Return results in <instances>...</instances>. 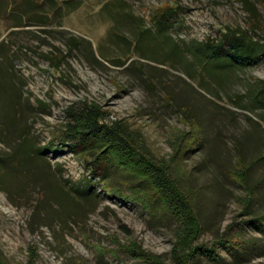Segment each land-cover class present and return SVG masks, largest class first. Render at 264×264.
Returning a JSON list of instances; mask_svg holds the SVG:
<instances>
[{
    "label": "rangeland",
    "instance_id": "374dc122",
    "mask_svg": "<svg viewBox=\"0 0 264 264\" xmlns=\"http://www.w3.org/2000/svg\"><path fill=\"white\" fill-rule=\"evenodd\" d=\"M251 1L257 16L237 0H0V250L8 262L158 264L133 257L135 247L181 264L180 224L160 198L146 207V194H108L107 181L62 144L66 109L95 103L196 197L203 230L194 245H215L217 256L202 253L195 264H264V222L250 221L264 215V53L234 60L209 47L256 17L264 29V0ZM166 4L181 7L154 23ZM72 36L81 48H70ZM26 136L34 155L22 157L15 151ZM118 177L110 185L128 183Z\"/></svg>",
    "mask_w": 264,
    "mask_h": 264
},
{
    "label": "trees",
    "instance_id": "16d2710c",
    "mask_svg": "<svg viewBox=\"0 0 264 264\" xmlns=\"http://www.w3.org/2000/svg\"><path fill=\"white\" fill-rule=\"evenodd\" d=\"M237 1L242 4L252 17L257 16V7L251 0ZM179 7L181 6L172 4H166L162 8L158 7L160 15L156 16L157 21L155 20L154 23L161 24L164 18L174 16L178 12ZM48 16L43 20L44 25L50 24ZM257 22L260 23V20L256 17V19H251L246 29L230 28L217 41H211L209 47L215 50V53L226 48L229 56L234 60L256 58L264 53V29ZM14 26H22V24ZM141 30L150 31L151 27L144 26ZM121 36L128 43L131 42V38L125 35ZM167 37L171 38L172 35L167 34ZM71 40L74 43L70 48H81L83 40L74 36L71 37ZM3 44L4 41L1 40L0 47ZM173 45V48L178 46L176 41H173ZM85 56L90 61L99 60L94 52H85ZM52 58L58 59V63L61 59L58 55H53ZM183 68L192 75V69L190 65H186V62H184ZM262 88L264 92V85ZM99 108L95 103L86 104L78 108L75 106L68 107L66 109L67 121L64 123L65 128L62 130V144H69L68 146L74 152L85 158L86 167L92 172L93 176L107 181L105 191L108 194L117 195L121 198L126 197V194H128L134 200H138L140 194H146V199L142 196L146 207H149L148 200L154 195V199L155 197L160 198L166 209L173 212L178 224H180L177 234L181 242L174 247V257L178 262L181 264H195L202 253L215 258L217 256L215 245L206 246L204 243L194 245L203 230L200 215L196 212L198 209L195 204L196 197H194V194L190 193V191L186 193L173 180L168 167L153 160L144 151L143 146L138 144L139 141L127 123L106 121L107 113ZM32 146L31 138L26 136L24 142L18 147V151L15 152L22 157L34 155ZM183 147L186 149L193 148L189 147V144L188 148ZM183 147H180V149ZM118 176L126 178L125 180L128 183L123 181V186L127 185V188L110 185V183L118 184L121 182ZM246 183L249 184L247 180ZM138 187L141 189H138ZM250 188L254 190V185ZM126 190L131 193L126 192ZM250 221L260 224L264 222V215L260 214L251 217ZM122 227L126 229L125 225H122ZM222 242L234 244L227 239ZM131 252L133 257L139 258L141 261L165 264L157 256L140 248L133 247ZM31 262H34V259ZM0 264H11L4 257L1 250Z\"/></svg>",
    "mask_w": 264,
    "mask_h": 264
}]
</instances>
